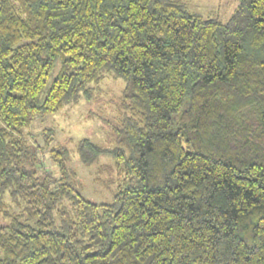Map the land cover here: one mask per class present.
<instances>
[{"label": "trees", "instance_id": "trees-1", "mask_svg": "<svg viewBox=\"0 0 264 264\" xmlns=\"http://www.w3.org/2000/svg\"><path fill=\"white\" fill-rule=\"evenodd\" d=\"M237 1L223 21L184 0H0V264H264V0ZM108 75L117 145L78 146L114 161L97 203L24 131Z\"/></svg>", "mask_w": 264, "mask_h": 264}, {"label": "rangeland", "instance_id": "rangeland-1", "mask_svg": "<svg viewBox=\"0 0 264 264\" xmlns=\"http://www.w3.org/2000/svg\"><path fill=\"white\" fill-rule=\"evenodd\" d=\"M189 9L204 17H215L226 21L234 9L237 0H184ZM58 67L51 73L48 86L56 76ZM125 86L122 79L108 75L101 83V92L92 100L82 97L74 105L64 107L59 112L37 115L24 135L41 146L39 151L42 163L59 177L60 169L52 155L56 149L68 151L67 166L73 173L71 181L79 192L97 203L109 202L117 192L120 180L117 178L114 161L103 156L94 164L81 162L78 146L82 138L88 137L106 147L117 145L108 121L116 114V99ZM52 129L54 134L48 142L45 130Z\"/></svg>", "mask_w": 264, "mask_h": 264}]
</instances>
